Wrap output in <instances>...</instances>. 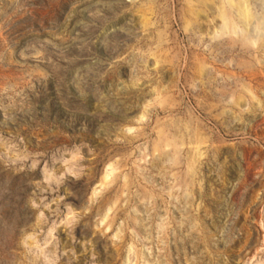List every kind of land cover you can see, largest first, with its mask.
<instances>
[{
  "label": "rangeland",
  "instance_id": "rangeland-1",
  "mask_svg": "<svg viewBox=\"0 0 264 264\" xmlns=\"http://www.w3.org/2000/svg\"><path fill=\"white\" fill-rule=\"evenodd\" d=\"M228 1L0 0V264H264V0Z\"/></svg>",
  "mask_w": 264,
  "mask_h": 264
},
{
  "label": "bare ground",
  "instance_id": "bare-ground-1",
  "mask_svg": "<svg viewBox=\"0 0 264 264\" xmlns=\"http://www.w3.org/2000/svg\"><path fill=\"white\" fill-rule=\"evenodd\" d=\"M228 6L231 8L232 10L231 12H233L234 16L237 17L240 23H242L244 29L246 30V33L250 32L249 22L247 21L249 20L250 12L246 7L247 6L246 0H229ZM221 18L223 25V29H222L223 34L226 33L227 31L229 33L237 32V30L233 28V25L231 24L232 21L230 19V15L226 11L221 14Z\"/></svg>",
  "mask_w": 264,
  "mask_h": 264
}]
</instances>
